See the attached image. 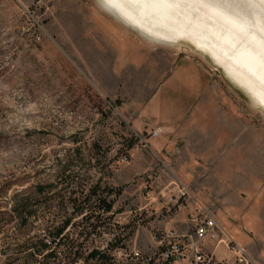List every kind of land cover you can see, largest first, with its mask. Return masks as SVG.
Listing matches in <instances>:
<instances>
[{
	"label": "rangeland",
	"instance_id": "obj_1",
	"mask_svg": "<svg viewBox=\"0 0 264 264\" xmlns=\"http://www.w3.org/2000/svg\"><path fill=\"white\" fill-rule=\"evenodd\" d=\"M233 1L248 7L251 19L235 16L226 0H172L218 28L229 50L245 45L203 11L259 49L264 0ZM263 48V57L253 55L264 71ZM185 55L199 61L205 76L197 107L158 137L138 130L139 106ZM41 184L53 192L40 193ZM68 184L113 191L104 193L114 200L113 212L89 219L96 229L84 246L106 251L116 264H203L192 255L176 262L163 255L189 242L192 213L202 206L215 214L224 238L245 247L249 264H264V108L189 41L151 42L100 0H0V264L69 262L64 254L46 257L45 228V218L60 208L73 210L54 202ZM183 185L192 200L180 210L171 197ZM16 199H28L25 211L34 215L27 224ZM175 230L180 240L166 237ZM217 253L229 254L223 244Z\"/></svg>",
	"mask_w": 264,
	"mask_h": 264
},
{
	"label": "bare ground",
	"instance_id": "obj_2",
	"mask_svg": "<svg viewBox=\"0 0 264 264\" xmlns=\"http://www.w3.org/2000/svg\"><path fill=\"white\" fill-rule=\"evenodd\" d=\"M226 1L230 5L235 2ZM100 2L109 13L137 30L151 42L170 46L180 41H189L198 51L208 55L214 63L221 66L225 75L240 89L247 92L256 105L264 108V71L259 64L260 61H257L254 56L257 51V54L260 53L259 49L264 46V37L258 49L254 40L244 39L241 31L232 28L230 23L225 24L226 22H222L220 17L215 15L213 17L203 11L212 24L214 22L219 24L221 28L230 32L236 40L245 45V50L241 49V52L229 50L224 43L227 37L225 39L218 28H212L207 24L206 19L194 17L183 9L181 4L172 2V0H100ZM202 3L199 2V4ZM243 6L234 5L232 7L239 12L231 11L237 17L240 13L242 18L251 19L249 15L252 11L245 5Z\"/></svg>",
	"mask_w": 264,
	"mask_h": 264
},
{
	"label": "trees",
	"instance_id": "obj_3",
	"mask_svg": "<svg viewBox=\"0 0 264 264\" xmlns=\"http://www.w3.org/2000/svg\"><path fill=\"white\" fill-rule=\"evenodd\" d=\"M68 185V188H65V190L64 188H62L61 191L58 192V195L54 202L57 201V203L61 206H66V204L67 206L72 205L73 210L69 212L67 210L68 207H62L56 215L53 216L52 214L51 216L45 218V228L51 235V239L48 240V242L51 243V251H48V253H46V257H53L55 258V260H57L59 258V254H64V257L69 259V262L67 264H82L79 263L81 262V260L87 261L89 259L97 260L102 264H116L112 261V256H110V254L106 251L101 252V250L99 249H89L84 246V241L87 240V236L95 231L94 229H96V226L92 222H90L89 219L97 215V212L99 213V216H97V218H101V211L106 213L113 212L114 200L108 199L107 196H104L105 192H107V194H112L113 191H108L107 187H105L99 193L98 189L96 190V188L94 187H91L87 190V187L83 189L82 187H79L77 185ZM47 187L48 185L41 184L38 187V191L40 193L53 192L46 191ZM77 193L81 194L80 198H85V201H80V203H78L80 198L77 197ZM116 193L118 194L120 193V191H116ZM91 196L97 197L98 202L93 205L95 206V208H92V206L88 204L90 199H92ZM27 201L28 199L25 202L16 199L14 206L17 212L20 211L19 213L22 215L21 218L25 224H27L30 221L32 215H34L32 211H25ZM80 216L82 218L77 221L76 218ZM79 226L82 227L81 230H73L74 227ZM79 237L83 238V241H80L81 239H79ZM43 246L47 248L49 244L45 243L43 244ZM60 261L62 262V260ZM118 264L124 263L120 262ZM131 264H140V262L132 261Z\"/></svg>",
	"mask_w": 264,
	"mask_h": 264
},
{
	"label": "crops",
	"instance_id": "obj_4",
	"mask_svg": "<svg viewBox=\"0 0 264 264\" xmlns=\"http://www.w3.org/2000/svg\"><path fill=\"white\" fill-rule=\"evenodd\" d=\"M176 62L165 78L157 84L151 95L139 106L134 119L138 130L150 131L158 127L168 131L173 130L184 124L197 107L204 89L203 69L199 61L188 55ZM219 246L215 248L210 246L209 250L219 259H231L232 254L229 251L228 255L217 253Z\"/></svg>",
	"mask_w": 264,
	"mask_h": 264
},
{
	"label": "built area",
	"instance_id": "obj_5",
	"mask_svg": "<svg viewBox=\"0 0 264 264\" xmlns=\"http://www.w3.org/2000/svg\"><path fill=\"white\" fill-rule=\"evenodd\" d=\"M163 128L158 127L149 131V135L158 137L163 132ZM189 189L183 185L177 188L174 192V196L171 197V202L177 205L178 209L183 210L186 207V203L192 200L191 195H188ZM203 209V210H202ZM192 222L196 225L194 234H190L189 242L186 244H179L176 242L172 244L169 249L163 253L168 261L186 260L193 256V261L203 264H249L250 258L248 252L244 246L233 238H224L222 236L221 224L218 222L215 214L206 207L201 208V211L196 209L195 213H192ZM167 238L179 239L182 237L179 231H170ZM180 240V239H179ZM210 240L217 242L216 246L223 244L229 253L232 254V258L219 259L215 253L207 248L206 242ZM208 249V251H207ZM138 254V253H137Z\"/></svg>",
	"mask_w": 264,
	"mask_h": 264
}]
</instances>
